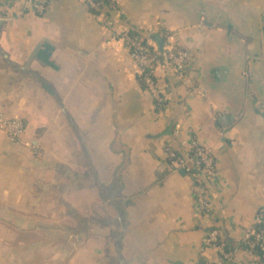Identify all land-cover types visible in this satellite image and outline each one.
Here are the masks:
<instances>
[{
  "label": "crops",
  "instance_id": "obj_1",
  "mask_svg": "<svg viewBox=\"0 0 264 264\" xmlns=\"http://www.w3.org/2000/svg\"><path fill=\"white\" fill-rule=\"evenodd\" d=\"M115 2L0 0V116L25 126L0 129V264H258L239 240L264 223V0ZM122 29L189 52L184 79L157 72L161 109ZM180 141L214 158L207 217L166 155Z\"/></svg>",
  "mask_w": 264,
  "mask_h": 264
},
{
  "label": "built area",
  "instance_id": "obj_2",
  "mask_svg": "<svg viewBox=\"0 0 264 264\" xmlns=\"http://www.w3.org/2000/svg\"><path fill=\"white\" fill-rule=\"evenodd\" d=\"M24 6L31 8L35 13L42 14L52 0H22ZM90 10L97 11L98 15L104 12L117 13L115 0H106V4L99 0H81ZM105 26L113 25V21L105 19ZM116 36L127 49L143 88L149 93L155 107L164 106V91L159 84L157 72L171 69L181 79L185 77V66L190 58L189 52L178 46L173 34H161V48H158L148 35H131L129 29H122ZM0 129L11 140L19 139L25 129L19 118H5L0 116ZM176 128L173 136H178ZM165 152L174 166L191 178V193L198 212L203 216L210 215L209 191L215 174V161L210 150L201 143L193 141L187 145L180 141L177 148L165 147ZM239 242L257 259L258 264H264V223L259 218L241 236ZM204 248H211L216 252L219 260L229 261L232 253L226 248L219 230L209 228L203 240Z\"/></svg>",
  "mask_w": 264,
  "mask_h": 264
},
{
  "label": "trees",
  "instance_id": "obj_3",
  "mask_svg": "<svg viewBox=\"0 0 264 264\" xmlns=\"http://www.w3.org/2000/svg\"><path fill=\"white\" fill-rule=\"evenodd\" d=\"M99 1H101V3H102V5L103 4H106V0H99ZM91 11H93V13L95 14V13H97V11H94V10H91ZM130 34L133 36V35H136V36H141V33L140 32H134V31H130Z\"/></svg>",
  "mask_w": 264,
  "mask_h": 264
},
{
  "label": "water",
  "instance_id": "obj_4",
  "mask_svg": "<svg viewBox=\"0 0 264 264\" xmlns=\"http://www.w3.org/2000/svg\"><path fill=\"white\" fill-rule=\"evenodd\" d=\"M154 39H156V40H157V37H155ZM159 44L161 45V42H159Z\"/></svg>",
  "mask_w": 264,
  "mask_h": 264
}]
</instances>
